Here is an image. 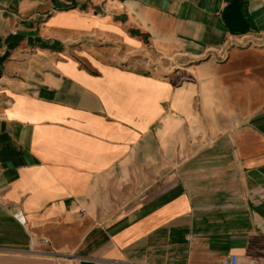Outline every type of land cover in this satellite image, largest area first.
Returning a JSON list of instances; mask_svg holds the SVG:
<instances>
[{
	"label": "crops",
	"instance_id": "obj_1",
	"mask_svg": "<svg viewBox=\"0 0 264 264\" xmlns=\"http://www.w3.org/2000/svg\"><path fill=\"white\" fill-rule=\"evenodd\" d=\"M230 253L264 264V0H0V264Z\"/></svg>",
	"mask_w": 264,
	"mask_h": 264
},
{
	"label": "built area",
	"instance_id": "obj_2",
	"mask_svg": "<svg viewBox=\"0 0 264 264\" xmlns=\"http://www.w3.org/2000/svg\"><path fill=\"white\" fill-rule=\"evenodd\" d=\"M220 57H222V52H219ZM14 217L20 222L24 223L25 222V215L24 212L21 209H16L13 213ZM46 241V239H44ZM219 264H237V255L230 253L228 254Z\"/></svg>",
	"mask_w": 264,
	"mask_h": 264
},
{
	"label": "water",
	"instance_id": "obj_3",
	"mask_svg": "<svg viewBox=\"0 0 264 264\" xmlns=\"http://www.w3.org/2000/svg\"><path fill=\"white\" fill-rule=\"evenodd\" d=\"M80 264H91V263L89 261H86V260H81Z\"/></svg>",
	"mask_w": 264,
	"mask_h": 264
}]
</instances>
